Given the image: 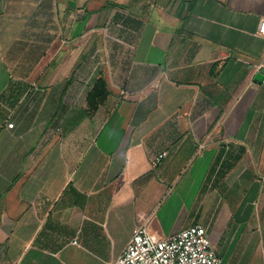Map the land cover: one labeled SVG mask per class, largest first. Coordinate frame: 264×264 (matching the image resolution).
<instances>
[{
  "label": "crops",
  "instance_id": "crops-1",
  "mask_svg": "<svg viewBox=\"0 0 264 264\" xmlns=\"http://www.w3.org/2000/svg\"><path fill=\"white\" fill-rule=\"evenodd\" d=\"M263 20L264 0H0V264H113L140 217L264 264Z\"/></svg>",
  "mask_w": 264,
  "mask_h": 264
},
{
  "label": "built area",
  "instance_id": "built-area-1",
  "mask_svg": "<svg viewBox=\"0 0 264 264\" xmlns=\"http://www.w3.org/2000/svg\"><path fill=\"white\" fill-rule=\"evenodd\" d=\"M259 35L264 37V20L261 21ZM258 70L264 71V65H260ZM13 126L8 125L9 128ZM165 156L166 153L159 155L156 162ZM138 221L131 240L113 264H224L203 226L195 225L166 239H159L150 233L144 218L140 217Z\"/></svg>",
  "mask_w": 264,
  "mask_h": 264
},
{
  "label": "trees",
  "instance_id": "trees-1",
  "mask_svg": "<svg viewBox=\"0 0 264 264\" xmlns=\"http://www.w3.org/2000/svg\"><path fill=\"white\" fill-rule=\"evenodd\" d=\"M108 96V90L105 81L101 78L96 82L93 90L89 94V105L92 109L97 108Z\"/></svg>",
  "mask_w": 264,
  "mask_h": 264
},
{
  "label": "water",
  "instance_id": "water-1",
  "mask_svg": "<svg viewBox=\"0 0 264 264\" xmlns=\"http://www.w3.org/2000/svg\"><path fill=\"white\" fill-rule=\"evenodd\" d=\"M264 79V71L260 72V81L263 82Z\"/></svg>",
  "mask_w": 264,
  "mask_h": 264
}]
</instances>
